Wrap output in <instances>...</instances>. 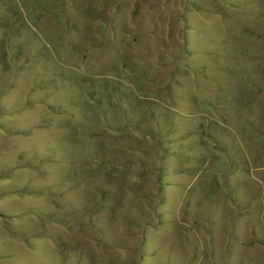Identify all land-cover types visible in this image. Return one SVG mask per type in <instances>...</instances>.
Returning a JSON list of instances; mask_svg holds the SVG:
<instances>
[{
	"label": "rangeland",
	"instance_id": "1",
	"mask_svg": "<svg viewBox=\"0 0 264 264\" xmlns=\"http://www.w3.org/2000/svg\"><path fill=\"white\" fill-rule=\"evenodd\" d=\"M0 264H264V0H0Z\"/></svg>",
	"mask_w": 264,
	"mask_h": 264
}]
</instances>
